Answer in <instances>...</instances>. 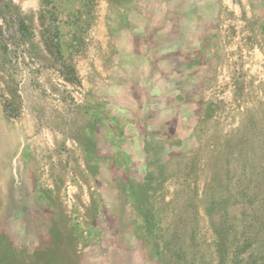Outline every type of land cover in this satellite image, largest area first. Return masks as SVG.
I'll list each match as a JSON object with an SVG mask.
<instances>
[{
  "label": "rangeland",
  "instance_id": "1",
  "mask_svg": "<svg viewBox=\"0 0 264 264\" xmlns=\"http://www.w3.org/2000/svg\"><path fill=\"white\" fill-rule=\"evenodd\" d=\"M0 264H264V0H0Z\"/></svg>",
  "mask_w": 264,
  "mask_h": 264
}]
</instances>
